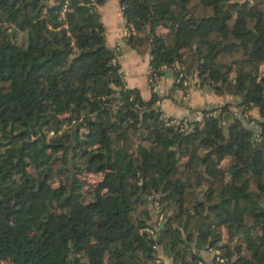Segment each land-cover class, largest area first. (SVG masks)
<instances>
[{
    "label": "trees",
    "instance_id": "16d2710c",
    "mask_svg": "<svg viewBox=\"0 0 264 264\" xmlns=\"http://www.w3.org/2000/svg\"><path fill=\"white\" fill-rule=\"evenodd\" d=\"M105 1L0 0V264H264V0H119L152 75L238 98L187 127L127 85Z\"/></svg>",
    "mask_w": 264,
    "mask_h": 264
},
{
    "label": "crops",
    "instance_id": "0c3cea01",
    "mask_svg": "<svg viewBox=\"0 0 264 264\" xmlns=\"http://www.w3.org/2000/svg\"><path fill=\"white\" fill-rule=\"evenodd\" d=\"M101 19L106 26L107 43L109 46L119 50V62L124 73L128 86L138 87L146 99L150 98L153 92L149 82L150 53L141 54L131 47L124 36L126 19L123 15L119 0H106L99 5ZM157 92L161 95L159 104L161 108L170 116L189 117L199 119L202 110L213 106H219L226 102H231L230 108L237 111L238 98L231 94H218L208 87H192L188 97L181 101L182 88L175 84L172 72L167 71L159 76L156 86ZM255 116H259L256 108L251 110ZM203 260L202 264H215L214 251L200 250ZM157 257L162 259L163 264H174L171 257L166 255L164 247H159Z\"/></svg>",
    "mask_w": 264,
    "mask_h": 264
},
{
    "label": "built area",
    "instance_id": "2783aa9c",
    "mask_svg": "<svg viewBox=\"0 0 264 264\" xmlns=\"http://www.w3.org/2000/svg\"><path fill=\"white\" fill-rule=\"evenodd\" d=\"M126 35H130L131 34V31L130 29L126 28ZM164 67H167L166 65ZM175 78V82L177 84H184L186 87V91L187 93H189L190 89L192 87H196L200 84V77L197 73H194V74H188L185 70H183V68L181 69V67H179L178 69V73L177 75L174 77ZM158 79H159V76L158 75H152V69H150V72H149V82L154 84L155 87L157 86L158 84ZM219 112L218 109H214L211 113H214V114H217ZM170 122V120L168 121ZM173 122V121H171ZM163 219V214L159 215V221L157 222V225H159L160 221ZM147 231H149L151 233V235L153 237H156V233H155V230L154 228L152 227H146ZM218 253V252H217ZM217 260L219 261H224V258L222 256L217 255ZM150 264H163L162 262V259L160 257H156L153 261L150 262ZM198 264H202L201 261H199Z\"/></svg>",
    "mask_w": 264,
    "mask_h": 264
},
{
    "label": "rangeland",
    "instance_id": "374dc122",
    "mask_svg": "<svg viewBox=\"0 0 264 264\" xmlns=\"http://www.w3.org/2000/svg\"><path fill=\"white\" fill-rule=\"evenodd\" d=\"M126 28H128L127 27V25H126V27H125V31H124V36L126 35ZM129 29V28H128ZM158 31L159 32H161V33H166V29L164 28V27H159L158 28ZM127 36H129V35H127ZM127 36H125L126 37V39H127ZM179 67H180V65H179ZM179 85V84H178ZM185 85L183 84L180 88H182V96H181V101H184L185 99H186V97H188V93H187V91H186V87H184ZM155 90H156V87H155ZM157 91V90H156ZM160 102V101H159ZM159 102H158V104H159ZM159 106H160V104H159ZM160 108H161V106H160ZM211 108V107H210ZM161 110H162V116L163 117H165V118H170V117H172V120H170V122L171 121H173V122H175V123H177V124H181L182 123V125H184V126H188V123H189V117H186V116H184V117H176V116H170V115H168V113H166L162 108H161ZM219 113V112H218ZM226 164L227 162H223V164ZM88 178H89V176H88ZM57 183V182H56ZM92 197H95V194H93L92 195ZM225 239L227 240V233L225 232ZM243 240V238H242V236L241 235H236L234 238H233V240H232V244L233 245H236V244H238V243H241V241ZM215 253H217L218 251L217 250H215L214 251Z\"/></svg>",
    "mask_w": 264,
    "mask_h": 264
},
{
    "label": "water",
    "instance_id": "95a60500",
    "mask_svg": "<svg viewBox=\"0 0 264 264\" xmlns=\"http://www.w3.org/2000/svg\"><path fill=\"white\" fill-rule=\"evenodd\" d=\"M70 162H71V164L73 163L72 160ZM139 193L142 194V191H140ZM143 197L149 199V202L151 203V209H153V205H152L153 199L149 198V196L146 195V194H143ZM149 222H150L151 225L155 226L158 231L160 230V226L157 225V216H156V212L155 211H153V218ZM158 243L160 244V241H158ZM159 247L162 248V245L160 244Z\"/></svg>",
    "mask_w": 264,
    "mask_h": 264
}]
</instances>
